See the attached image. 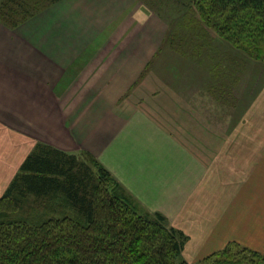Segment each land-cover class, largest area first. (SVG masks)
Returning <instances> with one entry per match:
<instances>
[{"label":"crops","instance_id":"0c3cea01","mask_svg":"<svg viewBox=\"0 0 264 264\" xmlns=\"http://www.w3.org/2000/svg\"><path fill=\"white\" fill-rule=\"evenodd\" d=\"M46 10L15 27L0 23V195L38 144L88 149L113 160L139 198L188 236V264L229 243L264 258V131L247 124L254 106L264 117V85L240 128L212 127L199 104L156 77L166 26L142 1L59 0ZM164 98L179 110L178 133L149 107ZM174 154L180 176L157 179L152 169L163 173Z\"/></svg>","mask_w":264,"mask_h":264},{"label":"trees","instance_id":"16d2710c","mask_svg":"<svg viewBox=\"0 0 264 264\" xmlns=\"http://www.w3.org/2000/svg\"><path fill=\"white\" fill-rule=\"evenodd\" d=\"M198 8L204 17L209 12V27L231 42H248L250 55L264 63V0H207L206 9ZM15 13L5 15L9 26L29 18ZM110 181L104 167L93 169L73 154L38 144L0 195V264H185L179 259L183 234L160 212L139 213L135 200ZM30 195H61L76 215L31 223L17 216ZM246 251L249 257L227 261H264Z\"/></svg>","mask_w":264,"mask_h":264},{"label":"rangeland","instance_id":"374dc122","mask_svg":"<svg viewBox=\"0 0 264 264\" xmlns=\"http://www.w3.org/2000/svg\"><path fill=\"white\" fill-rule=\"evenodd\" d=\"M57 1L0 0V23L9 26L5 20V15L11 14V12H16L14 16L19 18L44 15L46 9ZM140 1L156 13L159 20L162 21L161 24L166 26L165 37L160 47L169 53L164 50L160 56L158 55V66L162 67V70L159 69V72L155 75L159 82H166L172 91L175 89L179 98L189 97L191 104L194 103V106L199 104L200 109L206 113L207 122L210 126L214 127L216 125L217 127L218 125L224 130L233 127L240 128L243 115L246 112L247 116V111L253 106V103L251 106L252 95L257 89H262L264 85V72L256 73V68H254V64L264 63L250 55L248 50L251 48L248 46V42L247 45L235 41L231 42L226 39L227 36L219 35L218 31L207 25L205 18H210L209 12L207 11L208 16L204 17L198 8V5H200L206 9L207 0H200V2L199 0ZM227 16L229 15L227 14ZM224 19H226L225 16ZM163 65L168 67L166 72L165 69L163 70ZM172 91L170 90L168 95L171 96ZM160 100H164V106H159L157 103H153V105H156L153 106L149 103V107H153L159 114L158 123L166 125L172 131L175 127L176 131L174 132L178 133L177 130L179 131L181 128L177 124L174 125V123L176 121L181 124L180 115L176 114L179 110L174 109L175 106L172 104L167 103V105L165 102L168 100L167 98ZM142 107L144 108V106ZM256 107H252L250 111L252 114L250 113L248 116L247 122L248 126L253 128L255 135L256 133L261 134L262 130L264 131V117L254 110ZM174 115H176L177 118L175 119L178 121L173 119ZM156 123L153 122L154 126L157 130H160ZM64 152L73 154L78 162L84 163L93 169L99 166L107 169L111 178L110 184L116 183L118 189L130 195L135 200L139 213L155 217L154 214L160 212L165 217L168 226L183 234L185 239L179 259L188 264L183 253L188 236L182 230L172 226L169 217H166L163 212L155 210L150 204V200L139 198L144 192H139L134 181L127 180L128 176L126 179V174L120 172L113 160L111 162L106 161L102 156L96 155L88 149H82L77 153ZM178 160H181V158L174 154L168 161L170 163L163 165V173H159V168L152 169V173L158 172L157 179L166 176L170 178L179 177L185 166ZM189 167L190 173L195 175L198 171L197 168L191 164H189ZM148 179L151 180L150 176H148ZM157 179L152 182L155 193H159L155 184ZM148 197L155 198L149 193ZM161 205H164V202ZM18 213L17 216L23 218L27 216L31 223H36V217L40 216L63 217L76 215L74 210L64 203L61 195L38 199L30 195L25 199L24 205ZM229 256L235 258L249 257L250 253L239 245L229 243L220 250L196 259L195 264H229L230 262L227 261L230 258ZM221 260H224V263Z\"/></svg>","mask_w":264,"mask_h":264}]
</instances>
